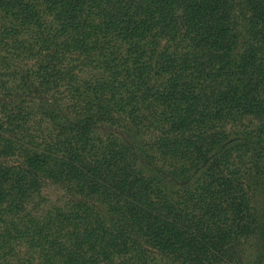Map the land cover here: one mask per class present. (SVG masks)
<instances>
[{
    "label": "trees",
    "instance_id": "1",
    "mask_svg": "<svg viewBox=\"0 0 264 264\" xmlns=\"http://www.w3.org/2000/svg\"><path fill=\"white\" fill-rule=\"evenodd\" d=\"M262 169L264 0H0V264L264 259Z\"/></svg>",
    "mask_w": 264,
    "mask_h": 264
},
{
    "label": "rangeland",
    "instance_id": "2",
    "mask_svg": "<svg viewBox=\"0 0 264 264\" xmlns=\"http://www.w3.org/2000/svg\"><path fill=\"white\" fill-rule=\"evenodd\" d=\"M162 42V41H161ZM30 62H28L29 65ZM24 71H27V67L23 68ZM146 95L139 101L140 103H144L145 105H151L152 111L155 113L156 109H159L162 107V97L159 99V101H154L151 96L149 95H159L156 91V87H150V89H146L144 92ZM131 103L135 106H139L137 102L135 103V100H130ZM31 115H26V120L24 122V126L21 130H19L18 134L16 136L21 137V135H25L22 139L23 141L31 140L34 135H40L38 132H47L50 131V124L47 123V121L44 119L43 116L40 115H34V111H31ZM36 118L39 120V122L36 120ZM37 121L39 124L33 125V122ZM41 126L42 129L36 130L38 126ZM48 133V132H47ZM36 137V136H35ZM15 149L10 150L6 154H1V158H11L13 160L18 159L21 155V150ZM245 189L248 195H250L249 198V204L251 207V211L246 213L244 224L249 228H254L255 232L259 230V227H264V169L261 170V175H255L254 173L247 174L245 176ZM42 191L46 195V199L48 203H64L67 197L70 195L66 190L63 188H60V186L52 183H46L43 186ZM245 230V229H244ZM250 232H252L250 230ZM254 243L259 246L264 244V238H260V235L254 239ZM254 245V244H253ZM255 246V245H254ZM244 247H247V250H244V252H241V257L239 260L235 261L236 264H264V259H261V257H257V253L253 251L252 249L248 248L250 247L247 243H245ZM252 250V251H251ZM260 259L256 260L257 258Z\"/></svg>",
    "mask_w": 264,
    "mask_h": 264
}]
</instances>
